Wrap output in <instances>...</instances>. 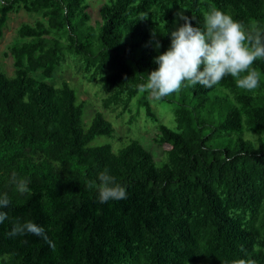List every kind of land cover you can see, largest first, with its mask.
Wrapping results in <instances>:
<instances>
[{"label":"trees","instance_id":"1","mask_svg":"<svg viewBox=\"0 0 264 264\" xmlns=\"http://www.w3.org/2000/svg\"><path fill=\"white\" fill-rule=\"evenodd\" d=\"M20 8L46 20L18 27L24 40L9 46L13 74L0 64V195L11 198L0 209L8 214L0 264H264V59L251 66L254 90L227 75L211 88L182 84L161 98L174 127L138 87L183 25L177 13L203 28L205 14L220 10L264 32V0H104L95 18L90 0H0V36ZM68 52L102 82L105 107L122 113L139 98L157 124V144L167 145L159 163L133 136L120 137L117 150L90 145L101 134L115 137L113 122L98 110L87 124L86 101L69 81L31 74L53 77ZM213 136L235 137L234 144ZM105 169L126 199L99 202ZM12 172L29 181L30 195L15 192ZM28 220L44 227L55 251L42 237L9 235Z\"/></svg>","mask_w":264,"mask_h":264},{"label":"clouds","instance_id":"2","mask_svg":"<svg viewBox=\"0 0 264 264\" xmlns=\"http://www.w3.org/2000/svg\"><path fill=\"white\" fill-rule=\"evenodd\" d=\"M177 15L184 23L171 32V47L154 58L159 67L148 74L145 84L138 86L141 92L150 91L151 96L159 101L178 92L182 84L211 88L227 75L236 79L238 88L254 90L258 87V74L251 66L257 59H264V32L246 30L229 15L215 9L205 14L203 28L194 27L183 12ZM155 46L157 49L161 46L158 40ZM98 180L99 202L127 198L126 189L107 169L99 173ZM9 183L20 196L30 195L29 181L18 177L16 172H12ZM94 186L88 184L89 188ZM10 204L7 193L0 195V209ZM7 218V212L0 210V223ZM26 234L42 237L55 251V242L48 237L44 227L31 220L16 221L9 233L13 237Z\"/></svg>","mask_w":264,"mask_h":264},{"label":"rangeland","instance_id":"3","mask_svg":"<svg viewBox=\"0 0 264 264\" xmlns=\"http://www.w3.org/2000/svg\"><path fill=\"white\" fill-rule=\"evenodd\" d=\"M103 1L90 0L91 12L94 18L99 15V8ZM37 19L46 20L42 13L27 11L25 8L11 12L3 35L0 36V64L7 74L11 75L15 70L14 58L9 52V46L24 40L18 33V27L22 22H34ZM31 74L46 79L55 85L61 84L64 80L69 81L75 87L79 100L86 101L84 120L87 124H90L94 114L98 110L102 111L113 122L116 136L98 135L91 140L90 145L111 142L117 150L122 146L120 137L133 136L139 138L148 149L152 150L158 163L159 158L166 155L167 145L160 146L157 144L155 140L158 131L157 124L147 115L145 108L139 102V98L135 97L131 101L130 110L123 111L122 113H120L121 106L114 108L105 107L103 98L107 93L102 82L85 69L84 61L79 57L68 52L66 60L57 67L53 77L46 78L41 70L32 71ZM148 97L160 120L174 127L175 120L171 107L166 102L155 100L151 96L150 91L148 92ZM234 138L231 136H213L210 141L220 143L226 140L233 145Z\"/></svg>","mask_w":264,"mask_h":264}]
</instances>
